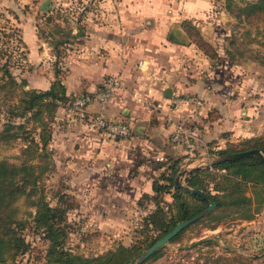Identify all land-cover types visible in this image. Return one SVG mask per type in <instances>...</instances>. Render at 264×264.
<instances>
[{
    "label": "crops",
    "instance_id": "0c3cea01",
    "mask_svg": "<svg viewBox=\"0 0 264 264\" xmlns=\"http://www.w3.org/2000/svg\"><path fill=\"white\" fill-rule=\"evenodd\" d=\"M212 1L104 0L96 7L95 17L90 14L83 17L85 34H77L72 43V46L78 44L79 49L66 57L68 65L63 81L67 93L71 96L94 93L108 77L121 75L126 82L124 89L105 104L93 101L86 109L90 114L103 111L108 117L125 119L133 131L127 137H110L95 129L88 119L70 120L66 104L58 108L49 143L53 164L47 174L57 181L58 187L61 185L75 197L78 208L74 215L78 214L84 221L117 222L114 212L118 211L117 207L139 205L145 193L154 192L153 184L161 168L156 164L165 167L166 161L178 159V165L184 166L185 148L171 139L174 125L165 121L163 112L137 102L132 93L138 90L156 99L166 97L164 93L169 86H161L159 77L170 75V65L185 62L181 51L184 55L188 42L180 38L185 37L183 22L192 19L204 25L217 10ZM30 2L35 11L46 10V3L50 2L53 12L58 0H0V14H11ZM22 24L23 42L28 49L19 70L27 80L24 87L49 88L57 77L55 54L40 42L36 23ZM171 32L179 40L172 39ZM147 63L152 69L147 72L148 79L143 80L136 69ZM244 63L242 60L231 64L228 60L227 66H231L234 75L210 69L205 76L184 87L206 101L193 125L205 152L209 147L223 148L229 142L264 133V97L255 99L251 94L261 88V79L251 76ZM246 63L258 62L249 59ZM173 93H176L174 88ZM186 110L176 115L186 114ZM157 155L166 159L158 161ZM247 194L254 196L251 189ZM242 220L241 224L258 227L264 239V205L254 218Z\"/></svg>",
    "mask_w": 264,
    "mask_h": 264
},
{
    "label": "rangeland",
    "instance_id": "374dc122",
    "mask_svg": "<svg viewBox=\"0 0 264 264\" xmlns=\"http://www.w3.org/2000/svg\"><path fill=\"white\" fill-rule=\"evenodd\" d=\"M246 1L248 0H231V7L228 8L227 0H213L212 5L217 10H215L216 12L213 16L208 17L204 25L200 26L192 19L187 25H182L185 36L189 39L184 55L181 51V57H185V62L170 65V75L159 77L162 83L161 86L167 84L169 87H173L177 94L183 96L195 94L185 91L184 87L193 83L197 77L205 76L210 69L223 71L228 76L234 75L235 73L231 69V66H227L228 60L231 61V64L239 63L243 60L251 76L257 75L258 79H261V88L252 92V96L255 99L257 97L263 98L264 63L262 61L264 60V21H248L244 14L240 17L236 15V12L239 10L238 5H244ZM101 3H104V0H58L53 12H51L49 8L50 2L46 3L48 8L42 11L33 10L31 4L33 6L34 4L30 2L20 9L14 8L15 10H12L11 14H0V34L2 37L0 52L3 53L2 51H6L4 57H1L3 59L1 63L7 57H10L12 64L11 70L17 71L14 75L19 81L22 80L23 77L19 70L23 67L24 59L28 56V49L23 42L22 22L24 25L36 23L41 39L40 42H42L44 48L51 50V53L55 54L53 43L56 39H61L65 35L64 31H58L56 29V23H60L64 28L71 29L72 33L78 34L79 25L85 28L84 22H82L83 17L86 14L96 15L95 9ZM88 9L90 10L86 12ZM91 9L95 12H91ZM48 15H53L52 22H46ZM74 28H77V30L74 31ZM8 33L10 34L9 36L5 35ZM165 36L167 39L169 38L166 32ZM200 37L205 39L209 45L202 46V48L198 43ZM81 38L76 40H80ZM59 49L62 60L60 65L66 71L68 65L66 57L79 49L78 44L75 46L71 44L67 48L61 46ZM170 51L178 54V51ZM55 57L57 56L55 55ZM249 59L255 60L258 63L247 64L246 61ZM151 69L147 63L144 67L136 70H138L140 75H143V80H145L148 79L149 75L147 72ZM1 83H3L2 79H0ZM131 84L134 85L132 82ZM23 96L25 94L22 92V86L13 87L7 83L4 87L0 88V159H5L9 163L16 165H19L22 160V148L25 144V140L21 134L23 129L13 127L6 134L3 132V127H6L10 123L16 124L23 121L24 118L14 115L11 112V109L15 105H19L21 102L20 99H23ZM186 111L187 113H183L184 115L182 114L181 116L184 119H188L187 124L194 128L193 125L197 117L192 116L190 111ZM26 124L29 127L34 126L32 121H27ZM13 132H19L20 136L14 137L9 134ZM184 148V157L186 159L183 167H190L192 170L199 166L212 165L210 164V159H213L214 155L221 154L218 153V150L221 148L213 149L209 147L207 150L209 153L205 152L206 149L204 148L196 150L195 152H190L186 146ZM160 156L162 155L156 156L158 161H160V158L158 159L157 157ZM172 162L170 161V163ZM170 163L166 161L165 167L156 164V167H161L156 178H162L164 177L162 175H166V178L172 177V181H175L179 170L174 172L170 171V166H168ZM211 168L212 172L216 173V179L213 180L205 176L204 182L207 184L208 189L214 193H218L213 186L216 180L221 177V174L226 173V169ZM191 171L183 176V182L185 184H187V175ZM39 186L44 191L46 198L53 204H56L57 181L50 178L49 174H46L40 178ZM39 193L40 188H37V191L21 195L11 204L14 217L26 222L22 233L29 242V248L15 260H9L3 264H47L45 254L48 247V240L35 228L33 222V215L36 211V206L33 203ZM159 197L160 199L162 197L164 199L160 204H163L166 201L165 199L172 200V196L168 192ZM67 199L71 202L73 201L72 198ZM156 207V201L144 195L140 198L139 205L133 207H117L118 211H114L116 212L117 222H114L112 220L94 221L88 219L84 221L78 214H73L75 209L78 208V206H75L68 213L67 222L69 224V231L65 243L66 247L76 255L97 258L115 249L120 243L126 245L137 244L142 248L140 253L132 261L126 263L137 264L135 262L140 254L153 241L164 234V231L160 227H147L144 224V217L151 210L156 209ZM249 211L251 214L253 213L252 206ZM239 212H235L236 217L241 216ZM227 214L228 212L225 208L217 209L214 214H210L211 216H205V213L183 228L177 237L172 238L169 242L156 249L141 263L213 264L218 256L225 255L229 256L230 264H245L246 262L250 264H264L263 233L260 232L258 227H249L248 224H241L242 219H234L232 215ZM217 217L220 219L219 222H217ZM217 223L219 224L214 228V225ZM234 224L235 231L232 229ZM204 238H213L217 241L197 242Z\"/></svg>",
    "mask_w": 264,
    "mask_h": 264
},
{
    "label": "trees",
    "instance_id": "16d2710c",
    "mask_svg": "<svg viewBox=\"0 0 264 264\" xmlns=\"http://www.w3.org/2000/svg\"><path fill=\"white\" fill-rule=\"evenodd\" d=\"M227 7H231V0H227ZM238 8L237 16L240 17L244 14L248 21H264V0H248L244 5H238ZM46 19V22H52L53 15H48ZM190 21L191 19L184 20L183 25H187ZM56 29L64 31L65 35L61 39H56L53 43L54 53L57 56L54 62L57 77L49 88H25L27 80L22 78L19 81L14 75L11 70L10 57L0 63V79L3 81L0 88L7 83L13 87L22 86V92L25 94L23 99H20L19 105H15L11 109L14 115L24 118L23 121L16 124L10 123L3 127V132L6 134L13 127L23 129L21 134L25 144L22 148V160L19 165L0 159V264L15 260L29 248V242L22 233L26 222L14 217L11 204L21 195L37 191V188H40V193L33 203L36 206L33 222L35 228L48 240L45 254L47 264H126L138 256L142 249L139 245L120 243L115 249L97 258L82 257L68 249L65 244L69 231L67 218L69 211L77 206V201L70 192L60 185L56 193L57 202L53 204L46 198L44 191L39 186L40 178L52 169L53 151L49 143L53 135V123L57 110L60 105L70 103L76 97H72L67 93L66 84L63 81L64 70L60 65L62 60L59 48L61 46L67 48V46L74 43L77 34L72 33L71 29L64 28L60 23H56ZM84 34V27L79 25L78 36ZM5 35L9 36L10 34ZM198 43L201 47L209 45L202 37H200ZM1 45L2 37L0 34V47ZM2 52H0V56L4 57L6 51ZM262 63H264V60ZM195 95L203 97L198 93H195ZM27 121H32L34 126H27ZM9 134L14 137L20 136L19 132ZM252 148L264 150V133L244 138L238 142H229L224 148L219 149L218 153H232ZM170 161L173 162L170 163ZM170 161L168 166H170L171 171L178 170L179 160L171 159ZM211 167L226 169V173H222L213 186L218 193L208 189L207 184L204 182L205 176L213 180L216 179V173L212 172ZM162 176L164 177L156 178L154 181V193L144 194L153 198L157 204L156 209L151 210L144 217V224L147 227H160L165 234L179 221L192 217L206 208L210 201L202 195L194 193L191 189L178 186L176 181H172V177ZM186 181L190 187L202 188L216 200L217 205L208 211L205 216H211L217 209L225 208L228 212L227 215H232L234 219H252L261 206L264 205V160L257 154L196 167L187 175ZM250 189L254 196L247 194ZM167 192L171 194L172 200L165 199L166 201L160 204L164 199L163 197L160 199L159 196ZM67 198H72L73 201L71 202ZM251 206L253 209L252 214L249 211ZM238 211H240L242 217H236L235 212ZM219 220V217H217V222ZM218 224L214 225V228ZM179 234H176L173 238ZM214 241L217 240L204 238L197 242ZM214 261L213 264H230L229 256L225 255L218 256ZM245 264L250 263L246 262Z\"/></svg>",
    "mask_w": 264,
    "mask_h": 264
},
{
    "label": "built area",
    "instance_id": "2783aa9c",
    "mask_svg": "<svg viewBox=\"0 0 264 264\" xmlns=\"http://www.w3.org/2000/svg\"><path fill=\"white\" fill-rule=\"evenodd\" d=\"M125 87L126 82L121 75H112L108 77L103 87L96 92L76 96L72 102L66 103L70 120L78 118L88 119L95 129L105 132L110 137L129 136L132 133L130 122L122 118L108 117L103 111L90 114L86 109V106L93 101H100L105 104L115 93ZM132 95L142 105L163 112L165 121L174 125L171 132L173 142L186 146L190 152L201 150L204 147L196 130L187 124L188 119L182 118L181 115H176L177 112L187 108L192 116L197 117V114L206 106V101L203 97L195 94L183 96L173 93L171 97L156 99L153 95L138 90H134ZM157 158H160V160L166 159L164 155Z\"/></svg>",
    "mask_w": 264,
    "mask_h": 264
},
{
    "label": "water",
    "instance_id": "95a60500",
    "mask_svg": "<svg viewBox=\"0 0 264 264\" xmlns=\"http://www.w3.org/2000/svg\"><path fill=\"white\" fill-rule=\"evenodd\" d=\"M170 37L172 39L179 40V37L173 36V32H171ZM180 38H181V40H183L185 42H189V39L186 36L180 37ZM164 95L166 97H171L173 95V88L167 87ZM132 131H133V129H132ZM252 154H257L264 160V150L259 149V148H252V149H247V150H243V151H236V152H232V153H221L219 155H214L213 159H210V164H215V163H219V162L226 161V160H234V159H238V158H241L243 156H248V155H252ZM178 170H179L178 174L175 177L176 184L180 187L191 189L194 193L202 195L203 197L207 198L210 201V203L206 208L202 209L201 211L196 213L194 216L179 221L172 229H170L165 234H163L160 238H158L156 241H154L146 250H144L140 254L137 261L135 262L137 264L143 262L156 249H158L159 247H161L164 244H166L167 242H169L183 228H185L187 225H189L190 223L194 222L195 220H197L198 218L203 216L205 213H207L208 211H210L211 209H213L217 205L216 200L214 199V197L211 194H209L208 192H206L202 188L190 187L189 185H187L183 182V176L192 170L190 167H182L181 166L178 168Z\"/></svg>",
    "mask_w": 264,
    "mask_h": 264
}]
</instances>
